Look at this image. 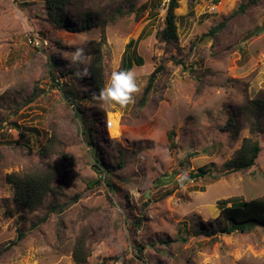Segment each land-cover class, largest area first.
I'll return each mask as SVG.
<instances>
[{"label": "rangeland", "instance_id": "rangeland-1", "mask_svg": "<svg viewBox=\"0 0 264 264\" xmlns=\"http://www.w3.org/2000/svg\"><path fill=\"white\" fill-rule=\"evenodd\" d=\"M249 1L180 0L179 39L166 45L157 34L169 0H134L130 14L125 0L76 2L80 12L91 7L110 19L106 43L100 27L54 25L46 0H0V247L25 234L0 264H78L80 240L90 254L85 264H264V227L216 239L199 232L220 215V200L264 198V126L251 134L244 115L248 101L264 100V0L238 14ZM74 6L66 14L72 25ZM223 21L219 35L207 36ZM131 42L140 91L127 107L106 110L89 72L91 53L102 48V90ZM77 48L82 64L71 63ZM62 87L80 93L79 111ZM234 114L243 122L237 136L223 130ZM246 138L262 148L256 165L228 172ZM121 160L123 168L109 175L97 167ZM50 168L55 192L36 211L19 208L8 176ZM201 168L209 173L198 177ZM52 203L67 207L50 213Z\"/></svg>", "mask_w": 264, "mask_h": 264}, {"label": "trees", "instance_id": "trees-1", "mask_svg": "<svg viewBox=\"0 0 264 264\" xmlns=\"http://www.w3.org/2000/svg\"><path fill=\"white\" fill-rule=\"evenodd\" d=\"M49 17L51 22L58 26L67 29L71 32L86 31L96 27L101 28L102 42L106 43V27L110 19H101V11L92 10L91 7L84 8L83 12H80L75 8L74 4L80 0H46ZM128 3L127 14L136 12V3L134 0H125ZM261 0H250L248 3L243 4L238 10V14L244 13L250 6L257 5ZM180 0H169L167 5V13L165 17V27L159 31L157 37L160 42L166 45H172L179 39L178 27L176 23V10L180 7ZM130 3V4H129ZM74 6V25L68 22L66 14L70 7ZM117 14L124 15L125 13L121 8L117 10ZM227 22L223 21L220 24L212 27L207 36L215 37L219 35L226 27ZM134 42H131L128 46V50L123 56L121 70H132L133 62L129 56V49L133 46ZM102 48L98 47L96 51L91 53L93 63L89 68V72L92 76V83L97 91H101L103 86V62L101 58ZM176 65H182L187 67L183 59L178 60L175 57L170 59ZM169 61L165 58L158 68L150 75L148 85L146 86L143 96L140 100V107H144L148 100L149 94L152 92L156 83L158 75L165 70L164 63ZM120 70V71H121ZM72 72H75V67L72 68ZM65 99L71 103L76 104V109L79 111L78 100L81 95L78 91L66 90L62 87ZM88 97L93 99V96L89 93ZM77 114V117L84 121V116ZM244 115L247 116L250 122L251 134H257L262 131L264 126V100L256 99L248 101L246 108L244 109ZM243 122L237 118L234 114L231 118L229 125L224 127L223 130H230L237 136L242 128ZM90 141L96 142L98 138L90 133ZM91 143V142H90ZM47 148V147H46ZM45 149V148H44ZM262 151V148L258 141H254L251 138H246L243 141L242 147L235 153L232 160L226 163L228 172L245 171L256 165V161ZM43 152V149H42ZM46 154L44 153V156ZM46 158V157H44ZM103 166V163H100ZM125 161L121 160L117 166L113 167H100L102 173L105 175L111 174L113 171L123 168ZM209 173V170L201 168L197 176H205ZM57 178V170L55 168L50 169H37L33 171H26L23 173H12L8 176L9 183L14 189V200L17 206L21 209H27L30 211L38 210L44 203L45 199L52 195L55 191L54 181ZM77 198L72 201H76ZM220 215L210 221L206 229H200L199 232L214 239L220 235H231L233 233H246L251 231L257 226L264 227V198H258L253 200H244L240 197H233L219 201ZM67 207V206H66ZM66 207L60 204L52 203L49 206L50 213L61 214L65 211ZM46 219V218H44ZM25 237V234L20 233L18 240L0 247V258L11 250L14 246L18 245L19 241ZM186 241V239H184ZM77 248L74 250V258L78 264H85L88 256V252L84 251V240H80L77 243Z\"/></svg>", "mask_w": 264, "mask_h": 264}, {"label": "clouds", "instance_id": "clouds-1", "mask_svg": "<svg viewBox=\"0 0 264 264\" xmlns=\"http://www.w3.org/2000/svg\"><path fill=\"white\" fill-rule=\"evenodd\" d=\"M85 54L83 48H77L71 57V63H84ZM87 75V72L84 73ZM140 91V87L136 80V75L132 70L114 71L111 74L107 85L97 94L101 102V107L111 109L119 106L120 108L127 107L134 103V94ZM186 173L179 178V183L183 186L185 180H188Z\"/></svg>", "mask_w": 264, "mask_h": 264}]
</instances>
